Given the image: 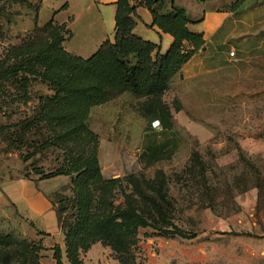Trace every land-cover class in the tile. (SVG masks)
<instances>
[{"label":"rangeland","instance_id":"1","mask_svg":"<svg viewBox=\"0 0 264 264\" xmlns=\"http://www.w3.org/2000/svg\"><path fill=\"white\" fill-rule=\"evenodd\" d=\"M40 1L2 6L0 56L32 34L36 24L43 27L51 19L56 2L40 12ZM79 41L76 37L71 46ZM223 66L181 79L182 66L161 90L132 86L91 109L87 125L98 139L102 176L117 180L110 191L106 184L92 187L94 208L105 197L110 214H139L148 221L150 226H140L131 238L108 239L121 250L132 248V255L135 249L138 264L148 260L137 254L150 238L174 241L186 261L201 257L197 250L213 253L214 244L234 264H264V50ZM53 92L37 80L29 101L0 104V181L45 180L65 236L62 226L73 223L75 175L45 177L68 167L67 149L45 146L51 136L46 128H24L39 112L40 97ZM155 119L163 127L154 128ZM41 235L0 195V264H40ZM131 254L121 252L128 260Z\"/></svg>","mask_w":264,"mask_h":264},{"label":"trees","instance_id":"2","mask_svg":"<svg viewBox=\"0 0 264 264\" xmlns=\"http://www.w3.org/2000/svg\"><path fill=\"white\" fill-rule=\"evenodd\" d=\"M144 1L154 16V24L174 37V43L165 54L151 41L134 34L138 18L136 6L131 0H118L115 42L106 41L90 58L71 55L65 49L63 44L72 32L53 19L43 27L36 24L32 34L19 44L8 46L0 56V104L6 100L29 101L30 86L37 80L54 91L53 95L40 97L39 112L24 128H46L51 136L45 146L67 149L68 167L45 177L75 175L72 180L73 223L62 226L67 264H84L82 254L98 242L111 247L121 264H138L135 249L132 255V248L121 250L115 244L108 245V239L119 235L131 238L140 226L149 225L139 214L129 217L110 214L105 197L100 199L98 209L94 208L92 187L106 184L110 191L117 180L107 181L102 176L98 139L87 125L91 109L114 100L132 86L150 92L163 89L169 77L204 44L201 35L188 30L187 24L192 21L183 8L176 7L175 0H170L171 4L167 0ZM26 3L27 0H0V13L5 4ZM2 36L0 28V38ZM185 48L188 51H184ZM157 120L161 126V120L154 121ZM164 125H167L165 120ZM174 230L177 229L174 227ZM165 233L175 234V231ZM187 238L193 239L195 235ZM53 250L57 264H66L61 247ZM121 252L131 254L132 263Z\"/></svg>","mask_w":264,"mask_h":264},{"label":"crops","instance_id":"3","mask_svg":"<svg viewBox=\"0 0 264 264\" xmlns=\"http://www.w3.org/2000/svg\"><path fill=\"white\" fill-rule=\"evenodd\" d=\"M167 1L171 4L170 0ZM51 2H56V6L51 8L53 16L49 21L53 19L60 25L65 24L72 31V36L65 43L68 52L87 59L106 41L115 42L118 0H43L40 12ZM131 3L136 6L138 16L134 34L157 45L161 54L167 53L174 37L154 24V16L144 0H131ZM174 4L183 8L192 21L187 24L188 30L201 35L204 41L202 48L181 68L178 73L181 79L187 75L200 76L217 71L224 67V62L235 61L249 52H263L264 0H175ZM80 26L82 30L77 34L76 29ZM76 37L80 38L79 46H71ZM187 48L192 49L190 46ZM233 51L235 57H230ZM214 64L217 66L213 67ZM46 187L45 180L32 176L14 177L0 181V195L16 214L33 226L36 234L42 233L39 238L45 249L41 253L40 264H57L53 250L56 246L63 250V261L67 264L65 236ZM168 240L150 238L137 255L148 259L145 264H167L168 260L176 264H198L205 260L212 264H234L227 258L226 251L214 244L213 253L197 250L202 256L194 254L186 261L182 248ZM153 247L158 248L160 256L153 253ZM113 254L111 247L98 242L84 253L82 260L84 264H121Z\"/></svg>","mask_w":264,"mask_h":264},{"label":"built area","instance_id":"4","mask_svg":"<svg viewBox=\"0 0 264 264\" xmlns=\"http://www.w3.org/2000/svg\"><path fill=\"white\" fill-rule=\"evenodd\" d=\"M230 57H235L234 51L230 53ZM153 126H154V128L160 126V122L158 120L157 121H154L153 122Z\"/></svg>","mask_w":264,"mask_h":264}]
</instances>
